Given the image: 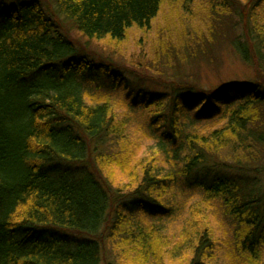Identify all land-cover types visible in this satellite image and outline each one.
I'll return each instance as SVG.
<instances>
[{
	"label": "trees",
	"instance_id": "16d2710c",
	"mask_svg": "<svg viewBox=\"0 0 264 264\" xmlns=\"http://www.w3.org/2000/svg\"><path fill=\"white\" fill-rule=\"evenodd\" d=\"M164 1L52 0L48 13L42 0H0V264H264V207L239 178L264 167V7L168 0L191 23L166 17L155 52L166 76L137 71L163 89L122 113L107 93L85 101V74L110 66L79 56L55 17L119 42ZM228 50L252 80L217 78ZM200 61L216 82H202ZM210 215L232 232L222 239Z\"/></svg>",
	"mask_w": 264,
	"mask_h": 264
},
{
	"label": "rangeland",
	"instance_id": "374dc122",
	"mask_svg": "<svg viewBox=\"0 0 264 264\" xmlns=\"http://www.w3.org/2000/svg\"><path fill=\"white\" fill-rule=\"evenodd\" d=\"M199 1L200 0H193L192 3L190 2V5L196 9L195 5H198ZM256 1H258L257 4H259V6L264 7V1L262 2L260 0H254L253 2ZM42 3L48 13L49 10L53 9L50 5L52 0H42ZM179 3L180 2L177 3V6L169 7V1L165 0L160 11L152 20L149 27H132L128 29L125 37L119 42L110 40L108 37L102 40L87 38L81 33L72 29L69 23H67V21L62 16L58 17V15H55L57 21L62 23L61 25L64 30L67 31L66 33L76 43L75 47L83 51L79 54V56H85L87 60L94 63L95 67H98V65L110 66V71L108 73L109 75L107 73L104 74L96 68L92 70L90 74L88 72L85 74L86 78L82 83L85 91L84 99L87 103H96L98 102V97H101L102 94L107 93L112 100L111 102L115 107H117L119 113H122L123 110L120 108V106H123L122 102L124 100L130 99L132 96L135 97V95L140 99L146 95L149 96L150 93L154 91H161L163 89L161 85H158L157 82L153 81L151 78H142L144 80L140 81L141 79L137 78L139 77L137 71L156 77L162 72V70H164L160 64V61L158 60V57L155 56L156 47L158 46L157 36L159 27L164 25V21L167 16L169 19L174 18L178 21L191 23L188 15L189 12L180 9L178 7ZM194 21L198 22V17H195ZM227 52L222 57L221 65L218 66L219 71L218 75H216L217 78L222 77L226 81L252 80V67L246 65L245 62H243L231 51L228 50ZM197 64L198 65L194 66V69H199L200 72L206 71V67L203 63H201V61ZM155 66H158V70L153 68ZM262 66L264 68V63ZM206 73L207 76L204 75L202 78L203 83H206V81L213 83L214 81L216 82L217 78L215 77L214 73L211 72L210 74L207 71ZM161 76L163 77L166 75L162 74ZM118 80H120L119 85L109 88L112 83L114 84V81ZM100 83H102L103 86ZM97 93L99 95L95 97L94 95ZM125 93L128 96L125 97ZM132 122H135L134 118L132 119ZM133 127L134 125L130 128V130L133 131ZM107 140L108 139H106L102 144L104 148H102V151L115 148L113 146L108 148V144L106 142ZM232 175L233 177H238V174L235 172L232 173ZM239 176L244 184L243 187L245 189L259 195V207L261 210L264 207V167H259L257 170L250 171L248 173H242ZM125 199L126 201H130L129 197H126ZM209 218L211 220V224H213L217 231V235H219L222 239L232 232V230L229 231L231 224L228 222V220H225L220 216L214 217L213 215H210ZM53 232L61 235H64L65 233L56 230H53ZM65 234L74 237L73 233ZM106 251V260L112 263L115 262L113 253L110 251V249L108 248Z\"/></svg>",
	"mask_w": 264,
	"mask_h": 264
}]
</instances>
